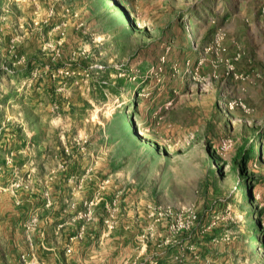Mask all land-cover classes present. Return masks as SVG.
I'll list each match as a JSON object with an SVG mask.
<instances>
[{"label":"rangeland","instance_id":"obj_1","mask_svg":"<svg viewBox=\"0 0 264 264\" xmlns=\"http://www.w3.org/2000/svg\"><path fill=\"white\" fill-rule=\"evenodd\" d=\"M115 1L0 0V264H264V0Z\"/></svg>","mask_w":264,"mask_h":264},{"label":"trees","instance_id":"obj_2","mask_svg":"<svg viewBox=\"0 0 264 264\" xmlns=\"http://www.w3.org/2000/svg\"><path fill=\"white\" fill-rule=\"evenodd\" d=\"M99 2H100V6H101V11H102V13H103V14H107V15H109V16H110V15H111V16L113 15V18H114V16H115V15L113 14V13H115L114 10L106 9L105 6H104V4H103V0H99ZM111 2H112V4H114L115 6L117 5V2H116L115 0H111ZM105 9H106V10H105ZM116 17H117V16H116ZM117 22H118V21H117ZM131 24H133V20H131L130 25H131ZM128 122H130V121H126L125 124L128 123ZM251 232H255V230L252 229Z\"/></svg>","mask_w":264,"mask_h":264},{"label":"built area","instance_id":"obj_3","mask_svg":"<svg viewBox=\"0 0 264 264\" xmlns=\"http://www.w3.org/2000/svg\"><path fill=\"white\" fill-rule=\"evenodd\" d=\"M67 252H70V249H69V250H67Z\"/></svg>","mask_w":264,"mask_h":264}]
</instances>
